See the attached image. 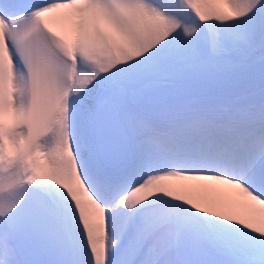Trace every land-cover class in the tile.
<instances>
[{
    "label": "snow or ice",
    "instance_id": "1",
    "mask_svg": "<svg viewBox=\"0 0 264 264\" xmlns=\"http://www.w3.org/2000/svg\"><path fill=\"white\" fill-rule=\"evenodd\" d=\"M0 264H264V0H0Z\"/></svg>",
    "mask_w": 264,
    "mask_h": 264
}]
</instances>
